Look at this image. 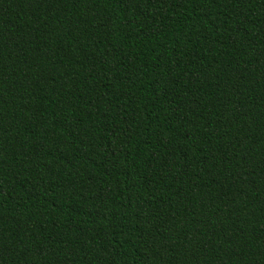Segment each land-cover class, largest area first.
Returning <instances> with one entry per match:
<instances>
[{
	"label": "trees",
	"instance_id": "1",
	"mask_svg": "<svg viewBox=\"0 0 264 264\" xmlns=\"http://www.w3.org/2000/svg\"><path fill=\"white\" fill-rule=\"evenodd\" d=\"M0 264H264V0H0Z\"/></svg>",
	"mask_w": 264,
	"mask_h": 264
}]
</instances>
